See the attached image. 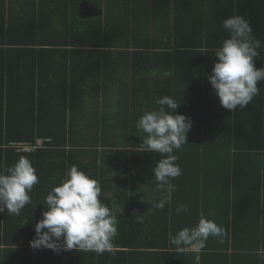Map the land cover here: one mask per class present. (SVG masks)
I'll use <instances>...</instances> for the list:
<instances>
[{
	"label": "trees",
	"instance_id": "16d2710c",
	"mask_svg": "<svg viewBox=\"0 0 264 264\" xmlns=\"http://www.w3.org/2000/svg\"><path fill=\"white\" fill-rule=\"evenodd\" d=\"M148 4L0 0V171L23 155L39 181L30 193L32 203L19 216L0 213V264H264V82L243 110H226L207 79L216 62L214 49L227 38L220 27L224 19L243 16L264 41V0H191L179 7L175 1L169 27L177 32L164 40L151 31L135 32ZM141 8L146 12L138 17ZM141 35L145 50L168 46L171 57L187 59L174 64L169 81L180 103L177 114L190 117L193 127L188 143L174 152L181 174L171 181L174 191L162 209L154 205L167 194L158 189L152 172L159 154L114 144L113 134L129 138L135 131H109L103 123L96 127L86 106L88 87H98L82 59L96 52L108 57L122 43L138 50ZM255 66L264 67V52ZM191 67L197 71L192 83L179 73ZM38 139L45 147H35ZM25 146L32 147L20 150ZM110 154L124 156V165L104 167V156ZM140 155L143 165H135ZM72 165L98 181L99 199L116 219L110 252L31 247L45 198ZM142 188L148 192H138ZM180 205L188 211L177 214ZM201 214L224 234L178 251L170 235L194 228Z\"/></svg>",
	"mask_w": 264,
	"mask_h": 264
},
{
	"label": "clouds",
	"instance_id": "9594fccd",
	"mask_svg": "<svg viewBox=\"0 0 264 264\" xmlns=\"http://www.w3.org/2000/svg\"><path fill=\"white\" fill-rule=\"evenodd\" d=\"M220 27L227 38L214 49L216 62L207 79L224 109L243 110L261 92L258 84L264 82V67L257 68L255 60L264 52V41L255 37L250 21L238 14L224 19ZM154 104L152 110H142L135 126L144 134L138 152L160 156L152 172L158 189L167 194L154 205L162 209L174 191L171 181L181 174L174 152L188 143L193 121L177 114L180 103L174 97L165 95L157 98ZM38 182L36 169L23 155L0 171V213L19 216L25 206L32 203L30 193ZM100 193L101 187L96 179L90 178L76 165L70 166L59 186L53 187L45 198L46 210L43 219L36 223V238L30 242L31 247L54 252L76 249L97 255L110 252L117 233L116 219L99 199ZM186 211L184 205L177 208V214ZM223 234L224 229L201 214L194 228L181 229L175 236L170 235L169 241L183 252L188 247L202 245L210 236ZM196 259L198 261L199 257Z\"/></svg>",
	"mask_w": 264,
	"mask_h": 264
},
{
	"label": "crops",
	"instance_id": "0c3cea01",
	"mask_svg": "<svg viewBox=\"0 0 264 264\" xmlns=\"http://www.w3.org/2000/svg\"><path fill=\"white\" fill-rule=\"evenodd\" d=\"M146 1L149 3L147 7L150 10L147 9V16L143 18V23L141 24L140 20L136 24L135 32H145L144 34H146L151 31L152 34H158L160 40H164L166 39L165 35L168 33L173 35V32L174 34L177 32L175 29L172 32V25L170 26L171 28L169 27V24H172L174 2L176 1L177 7H179V4L190 2L191 0ZM152 2L156 3L154 7ZM145 12L143 9L140 10L138 17H142ZM150 17L149 27L147 19ZM143 35L138 38L140 45L138 50H135L132 46H124L122 43L108 57L104 58L102 53L96 52L91 57L82 59V62L87 64L86 72L93 78L94 87H98H88L89 91L86 95L88 110L91 107L92 124L100 127V124L103 123L104 128L109 131L117 129L134 130V134L129 135V138L126 134L120 138L116 137L115 134L111 137L114 144L127 145L129 147L127 148L128 151L134 152L135 150L133 149L139 147L143 143L142 139L144 138V134L138 131L135 126L136 121L142 115V110H152L155 107L154 101L157 98L165 95H172L173 97V91L171 90L173 82L169 81V76L174 71V64H184L187 60L171 57L172 48L168 46L166 48L145 50L144 47L147 46V42ZM101 50L103 51V49ZM136 51L140 54L132 57ZM179 73L190 83L195 81L194 79L197 76V71L193 67L190 70H179ZM88 83L90 82L88 81ZM180 84V81L176 82L175 87L180 88ZM137 156L135 165H143L142 156L140 155L138 159ZM104 159L106 163L104 167L110 170H114L115 164L122 166L125 162L124 156L116 154L115 156L106 155ZM140 191L148 192L145 188L138 190V192ZM115 207L124 206L115 204ZM192 249L194 250V248ZM183 264L188 263L184 262Z\"/></svg>",
	"mask_w": 264,
	"mask_h": 264
},
{
	"label": "built area",
	"instance_id": "2783aa9c",
	"mask_svg": "<svg viewBox=\"0 0 264 264\" xmlns=\"http://www.w3.org/2000/svg\"><path fill=\"white\" fill-rule=\"evenodd\" d=\"M46 141H48V140H46ZM19 146H21V145H17V148H18ZM31 147H32V146H25L24 148H22V149H20V150H30ZM35 147H45V146H44V141H43L42 139H38V140H37V143H36V145H35Z\"/></svg>",
	"mask_w": 264,
	"mask_h": 264
}]
</instances>
